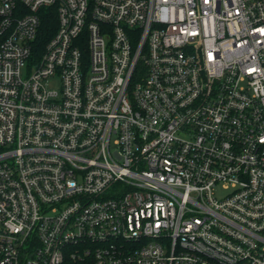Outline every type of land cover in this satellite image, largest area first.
<instances>
[{"label": "built area", "instance_id": "1", "mask_svg": "<svg viewBox=\"0 0 264 264\" xmlns=\"http://www.w3.org/2000/svg\"><path fill=\"white\" fill-rule=\"evenodd\" d=\"M0 264H264V0H0Z\"/></svg>", "mask_w": 264, "mask_h": 264}, {"label": "trees", "instance_id": "2", "mask_svg": "<svg viewBox=\"0 0 264 264\" xmlns=\"http://www.w3.org/2000/svg\"><path fill=\"white\" fill-rule=\"evenodd\" d=\"M55 30H56V17H54V15L46 17L42 27V33L38 38L39 45L41 47H44L46 42L52 37Z\"/></svg>", "mask_w": 264, "mask_h": 264}, {"label": "rangeland", "instance_id": "3", "mask_svg": "<svg viewBox=\"0 0 264 264\" xmlns=\"http://www.w3.org/2000/svg\"><path fill=\"white\" fill-rule=\"evenodd\" d=\"M47 88L51 90H60V83L58 80H51L47 84ZM218 195H225L226 193L224 191L217 192Z\"/></svg>", "mask_w": 264, "mask_h": 264}]
</instances>
